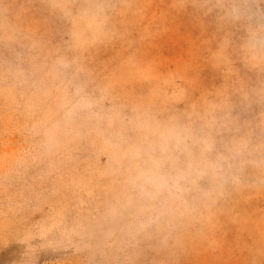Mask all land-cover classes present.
<instances>
[{
	"label": "rangeland",
	"instance_id": "374dc122",
	"mask_svg": "<svg viewBox=\"0 0 264 264\" xmlns=\"http://www.w3.org/2000/svg\"><path fill=\"white\" fill-rule=\"evenodd\" d=\"M0 264H264V0H0Z\"/></svg>",
	"mask_w": 264,
	"mask_h": 264
}]
</instances>
